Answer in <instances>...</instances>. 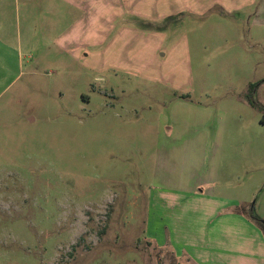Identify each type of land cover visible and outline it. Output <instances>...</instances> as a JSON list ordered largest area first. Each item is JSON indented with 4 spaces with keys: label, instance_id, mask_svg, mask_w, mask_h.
<instances>
[{
    "label": "rangeland",
    "instance_id": "374dc122",
    "mask_svg": "<svg viewBox=\"0 0 264 264\" xmlns=\"http://www.w3.org/2000/svg\"><path fill=\"white\" fill-rule=\"evenodd\" d=\"M147 1L143 8L151 18L144 19L139 34L147 38L144 58L129 54L125 64L138 74L106 67L121 66L106 59L109 43L97 47L90 63L86 57H64L53 38L25 27L22 0L5 12L0 264H188L147 239L157 143L167 140L178 121L189 125L197 118L189 109L197 106L211 111L212 135L225 126V150L234 142L244 150L261 117L246 96L249 83L264 78V51L257 71L246 70L234 44L206 40L211 28L202 23L218 19V13L156 19L152 0ZM232 19L246 20L248 13ZM187 44L190 59L180 53ZM156 46L167 60L153 59ZM183 125L174 138L187 131ZM231 159L230 165L238 164ZM247 177L225 172L220 183L241 185Z\"/></svg>",
    "mask_w": 264,
    "mask_h": 264
},
{
    "label": "crops",
    "instance_id": "0c3cea01",
    "mask_svg": "<svg viewBox=\"0 0 264 264\" xmlns=\"http://www.w3.org/2000/svg\"><path fill=\"white\" fill-rule=\"evenodd\" d=\"M17 1L0 0V23L7 19L5 12L12 7L16 9ZM143 3L144 0H22L21 10L25 27L39 28L40 34L53 38L64 57L76 60L86 57L90 63L98 54L97 47L109 43L106 59L111 56L121 61V66L106 67L138 74L125 64L129 54L134 60L144 58L147 38L139 34H143L144 19L151 15ZM151 3L158 13L153 16L156 19L179 12L218 13V19L212 16L202 23V27L211 28L206 40L222 39L234 44L233 53L245 61L246 70L257 71L264 51V0H152ZM240 13H248V19H232ZM130 16L135 17L132 22ZM161 49L162 46H156L152 51L156 61L169 58L161 54ZM180 53L190 59L189 45L182 47ZM89 68L95 70L91 64ZM262 81L264 78L255 83ZM256 94L264 105V82ZM189 109L198 117L191 118L189 125L178 121L179 126H175L167 140L157 143L147 239L188 264H264V232L250 216L252 201L257 199L255 212L264 220V164L260 165L264 161V125L260 119L259 125H252L255 133L249 135L244 150H239L235 142L225 150V126L222 124L212 135L211 111L197 106ZM182 125L187 131L174 138L175 130ZM190 126L195 131L188 132ZM232 157L238 164L228 163L233 162ZM225 172L240 179L245 173L248 177L241 185L229 180L220 183ZM260 193L262 197L257 198Z\"/></svg>",
    "mask_w": 264,
    "mask_h": 264
},
{
    "label": "trees",
    "instance_id": "16d2710c",
    "mask_svg": "<svg viewBox=\"0 0 264 264\" xmlns=\"http://www.w3.org/2000/svg\"><path fill=\"white\" fill-rule=\"evenodd\" d=\"M263 82L264 81L250 84L248 94L246 96L250 106L257 109L261 113L260 123L262 125H264V105L260 104L255 100V94ZM250 216L254 221H256V223L261 227L262 231L264 232V220L255 212V204L253 205V209L250 213Z\"/></svg>",
    "mask_w": 264,
    "mask_h": 264
}]
</instances>
